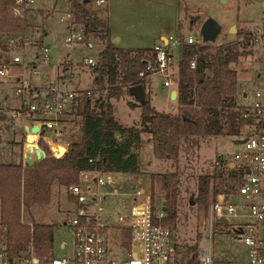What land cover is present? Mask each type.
<instances>
[{"label":"rangeland","instance_id":"rangeland-1","mask_svg":"<svg viewBox=\"0 0 264 264\" xmlns=\"http://www.w3.org/2000/svg\"><path fill=\"white\" fill-rule=\"evenodd\" d=\"M26 6L24 35L31 43L19 50L10 49L3 53L11 60V64L8 68L9 74L0 76V163L22 161L24 166V119L12 118L13 111L22 107L23 95H19L17 89L23 84L28 82L38 88L52 84L53 87L69 90H97L95 99L103 100V106L108 100L103 87L94 83V68L82 62L83 52L87 56H97L103 49V43L92 35L91 40L95 45L92 50L80 46L72 48L66 44L70 20L63 21L61 17L72 12L71 0H33ZM88 6L95 9L108 23L112 35L122 36L119 45L124 48H145L160 43L162 39L158 37L159 34L199 37L200 26L209 17L214 18L222 27L217 40L214 43L207 42L210 44L220 45L243 40L245 36L239 38V32L244 29L264 34V0H106L104 4L90 0ZM241 46L244 54L231 67L238 73L237 103L247 107L254 103L255 90L264 77V39L260 42L243 43ZM45 47L49 49V62L42 60V49ZM16 54L22 59L20 63L13 62ZM176 55L180 60L179 50ZM19 76L20 82L17 81ZM155 80L161 85L148 86L146 98L157 111L176 114L178 104L177 100H171L168 93L170 88L162 85L161 77L156 76ZM30 101L31 98L26 103ZM111 102L115 116L122 125L139 126L142 107L136 97L125 95L119 100L112 99ZM129 102L137 106L133 107ZM79 121L76 114L64 115L60 125L62 136L79 138ZM244 131L247 132V127L243 129V134ZM49 134L56 139L54 130L49 131ZM150 136L151 141L148 140ZM71 138L53 143H66L67 147ZM238 138L240 137L230 134L184 136L180 143L179 159L173 160L156 157L152 135L144 133L142 136L139 174L144 183H149L151 179L158 205L164 201V196L159 179L153 181L152 176L176 170L179 173L178 216L171 227L175 230L179 245L188 253L193 254L194 251L189 248L198 241L200 245L202 241L203 223L209 208V204L206 207L204 199L199 195L200 177L216 174L215 161L220 156L229 157L234 154L240 148L236 143ZM124 199L123 196L109 198L105 207L115 211V206ZM73 211L74 204L70 201L68 187L55 182L51 201L22 209L21 220L31 231L34 223L56 224L55 255L71 256L75 251L74 229L71 226ZM4 231L5 228L0 227V239L3 237V240ZM61 242H66V247H61ZM213 249L215 259L228 264H244L248 251L246 244L227 230L216 231ZM126 254L125 249L120 247L118 238L112 237L109 242V257H120L123 260Z\"/></svg>","mask_w":264,"mask_h":264},{"label":"trees","instance_id":"trees-1","mask_svg":"<svg viewBox=\"0 0 264 264\" xmlns=\"http://www.w3.org/2000/svg\"><path fill=\"white\" fill-rule=\"evenodd\" d=\"M16 2L0 0V39L24 35L26 31L27 6H24V16H15ZM89 3L90 0H71L72 12L77 22L84 23L88 39L95 35L103 43L99 62L93 67L94 83L103 87L108 100L105 106L99 99L75 100L65 115L79 117L81 136L70 137L71 144L63 157H53L49 145L40 138L39 145L47 154L45 159L32 166H24L23 162L0 163V227L5 228L2 234L11 254H18L32 242L39 257L55 256L56 224L34 223L31 231L21 220L22 209L51 201L55 182L69 187L79 181L82 169L140 173L144 133L152 135L156 157L178 160L182 137L222 134L241 137L250 122L243 116L247 107L237 103L238 73L231 64L237 63L244 54L243 43H254L251 30L239 32V38L245 36L243 40L220 45L189 44L183 36L179 37L178 112L171 114L157 111L151 105L146 98V80L139 77L153 48L116 45L108 23ZM4 43L0 40V63L8 59L3 54ZM192 61L196 62L195 68L191 66ZM137 84L143 86L145 93L144 102H140L141 121L139 126H124L116 118L111 100L133 96L130 87ZM178 177L177 170L152 176L153 181L159 179L161 183L167 213L164 223L168 226L174 225L178 216ZM216 180L217 175L200 177L199 195L206 207L212 182L215 184ZM154 201H157L155 195ZM126 245L129 247L130 243L126 241ZM198 248L199 241L189 248L194 251V257L189 255L187 264H194Z\"/></svg>","mask_w":264,"mask_h":264},{"label":"built area","instance_id":"built-area-1","mask_svg":"<svg viewBox=\"0 0 264 264\" xmlns=\"http://www.w3.org/2000/svg\"><path fill=\"white\" fill-rule=\"evenodd\" d=\"M32 2L17 0L13 8L15 16H24V6ZM96 2L104 4L106 0ZM67 19L70 20L67 46L92 50L95 45L91 38L88 39L84 23L77 22L73 12L61 17L63 21ZM251 36L255 42L264 39V34L258 31L252 32ZM185 41L205 43L201 35H190ZM29 43L31 41L25 35L11 36L4 43L5 52L19 50ZM180 47L181 39L172 35L166 36V42L152 47L145 68L139 73V77L146 80V88L161 85L155 80L159 76L164 87L177 90L179 94L180 60L176 52ZM42 51L43 62H49V49L45 47ZM82 59L83 64L94 67L100 58L99 54L87 56L83 52ZM21 60L19 55H14L13 62ZM10 64L9 59L0 63V76L9 74ZM191 66L195 68L196 62L192 61ZM29 87L24 84L17 93L24 96ZM95 93L97 90L53 87L47 94H34V100L15 109L12 118L32 117V123L40 126L39 138L48 137L53 142L52 136H47L48 131L54 130L55 136L62 135L60 118L75 100H93ZM243 116L250 120L247 132L240 137L246 141L239 143L240 148L234 154L220 156L214 163L217 180L211 185V200L203 223L204 236L194 264H226L214 257V237L218 230L230 231L246 244L248 251L244 264H264V77L255 90L254 103L246 108ZM68 190L74 204L71 218L74 254L41 258L35 253L33 243L18 254H11L7 242L0 239V264H187L180 256L173 227L164 223L166 201L160 205L154 201L151 179L144 183L139 173L82 169L79 181ZM117 196H123L124 201L115 206V211L108 210L105 203ZM114 236L127 252L123 260L109 257V242ZM126 241L130 243L129 247Z\"/></svg>","mask_w":264,"mask_h":264},{"label":"water","instance_id":"water-1","mask_svg":"<svg viewBox=\"0 0 264 264\" xmlns=\"http://www.w3.org/2000/svg\"><path fill=\"white\" fill-rule=\"evenodd\" d=\"M222 30L221 25L212 17L207 18L202 25L200 26V35L203 38V41L205 43L212 42L214 43L220 32ZM3 50L6 49V46L3 45ZM131 94L136 97L140 102H144L145 100V93L143 90V86L141 84L133 85L130 87ZM178 92L177 90H172L170 94L171 100H176ZM26 144L24 147V157H25V165L26 166H32L35 165L37 162L45 159L47 157V154L43 148L39 145V136L38 132H40V126L38 124L33 125H26ZM166 138L159 137V140H162ZM246 139H240L238 143L245 142ZM71 142L68 143L66 149L62 145H57V147L61 150L64 149V152L62 155L57 154V152L54 150L53 145L49 142L48 145L50 147V150L52 152L53 157L61 158L63 157L66 152L68 151V147L70 146ZM163 210H166V207H164Z\"/></svg>","mask_w":264,"mask_h":264},{"label":"crops","instance_id":"crops-1","mask_svg":"<svg viewBox=\"0 0 264 264\" xmlns=\"http://www.w3.org/2000/svg\"><path fill=\"white\" fill-rule=\"evenodd\" d=\"M158 37H160V39H162V41L163 42H166V35H164V34H159L158 35ZM112 39H113V42L116 44V45H118V46H120L119 44L121 43V41H122V36L121 35H118V34H115V35H112ZM161 43V42H160ZM160 43H155L154 45H150L149 47H145V48H152V47H154L155 45H157V44H160ZM121 47V46H120ZM4 52H5V50H3ZM5 54V53H4ZM18 63H20V62H18ZM67 69L69 68V67H66ZM259 76H261V74H259ZM17 81L18 82H20L21 81V78H20V76L17 78ZM67 81V79L65 78V80H64V82H66ZM25 84H28L30 87L27 89V91H26V93H25V95L24 96H22L23 97V102H22V106L26 103V101L28 100V99H30L31 98V101H33L34 100V94H47L49 91H50V89L51 88H53V85L51 84V85H49V86H47V87H42V88H38V87H34V86H32L30 83H25ZM24 85V84H23ZM62 89V88H61ZM67 90H69V89H67ZM171 92H172V90H169V95L171 94ZM30 101V102H31ZM248 107V106H247ZM62 118V117H61ZM61 118H60V125L62 124L61 123ZM34 120H32V117H29V116H26L25 118H24V127H26V125H33V122ZM26 135H27V132H26ZM48 135H50L49 134V131H48V134H47V136ZM51 136V135H50ZM54 137H56V139L54 140V141H56V142H62V141H64L65 139H69L70 137H64V136H62V135H60V136H55L54 135ZM151 139V136L148 138V140L149 141H151L150 140ZM44 140H45V142L48 144L49 143V141H50V139L48 138V137H44ZM240 140V138H238L237 140H236V143H238V141ZM152 142H153V140H152ZM50 143H51V145H53V147H54V150L57 152V154H59V155H61V154H63V152H64V149H66V143L64 144V145H62L63 147H64V149H59L58 147H57V145L58 144H55V143H53L52 141H50ZM25 144H26V138H25V141L23 142V148H22V151L24 150V147H25ZM239 144V143H238ZM23 160V159H22ZM24 160H25V158H24ZM23 160V161H24ZM22 162V161H21ZM19 163V162H18ZM173 230H174V228H173ZM174 233H175V230H174ZM175 239H176V242H177V245H178V250H179V253H180V256H181V258H182V261L183 262H187L188 260H187V258H188V256L190 255V256H192V257H194L193 256V254H191V253H188L187 252V250H185V249H183V248H181L182 246H180L179 244V240L177 239V236H176V233H175ZM61 247H63L64 245H66V242H61ZM66 247V246H65ZM217 261H219V260H217ZM220 262H222V261H220ZM223 262H225L226 264H228L226 261H223Z\"/></svg>","mask_w":264,"mask_h":264}]
</instances>
